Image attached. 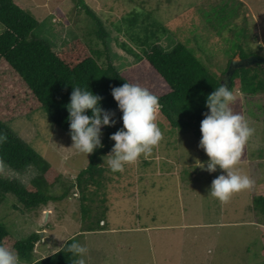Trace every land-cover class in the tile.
Segmentation results:
<instances>
[{"label":"rangeland","instance_id":"rangeland-1","mask_svg":"<svg viewBox=\"0 0 264 264\" xmlns=\"http://www.w3.org/2000/svg\"><path fill=\"white\" fill-rule=\"evenodd\" d=\"M73 1L18 0L22 9L39 22L37 31L45 26L49 28L52 20L60 43L79 36L86 43L95 41L91 45L106 50L95 35L91 37L95 29L91 18L81 12L72 14L76 7ZM238 1L243 2V6ZM83 2L104 20L110 33L111 62L122 70L135 66L136 61L142 60L145 52L155 46L151 40L157 41L142 28L136 32V23L129 26L135 21L130 15L152 13L170 32L159 44L161 47L171 51L177 43L185 42L204 64L220 74L228 65V43L224 42L226 35L210 29L206 17L209 11L226 4L231 8L238 5L239 25L243 26L246 17L250 35L257 38L254 42L262 51L251 57L264 58V0ZM59 11L65 12L69 20L60 19ZM141 22L139 20L138 24ZM111 23L118 25V30H134L131 35L141 36L142 42L136 43L132 54L118 45L125 37ZM3 33L4 26L0 23V35ZM103 61L106 63L107 59ZM236 61L240 68V56ZM154 85L156 95L161 96V92L167 90ZM234 96L230 105L233 112L243 116L255 129L236 166L254 182L250 189L233 194L226 203L208 195L212 181L226 173L219 166L214 173L198 167L200 162L206 166L209 161L199 147L200 141L191 131L183 132L165 124L158 109L156 123L162 131V140L150 154L125 165L122 172L107 171V180L96 185L99 191L96 199H91L89 193L90 205L84 206L82 211L79 191H74V195L60 186L50 191L49 205L29 212L15 209L10 196L2 201L0 223L12 234L10 241H24L39 233L41 241L34 252L37 261L54 255L69 240L77 238L88 249L86 264H264V216L255 203L264 195V93L247 97L236 91ZM28 118L14 120L8 125L9 129L21 141L34 144L38 153L62 174L63 181L75 182L78 174L88 168L91 154L86 156L72 148L71 137L56 127L43 110ZM37 175L34 166L19 174L0 161L2 179H15L29 186ZM59 188L69 196L54 201ZM101 219L107 227L98 225ZM92 222L98 225L96 232H88Z\"/></svg>","mask_w":264,"mask_h":264},{"label":"trees","instance_id":"trees-1","mask_svg":"<svg viewBox=\"0 0 264 264\" xmlns=\"http://www.w3.org/2000/svg\"><path fill=\"white\" fill-rule=\"evenodd\" d=\"M73 2L76 7L72 14L81 12L91 18L95 25L91 37L95 35L97 42L105 44L106 50L91 45L95 41L86 43L79 36L70 42L62 40L60 43L52 20L49 21V28L45 26V29L37 31L39 22L34 15L22 9L18 0H0V23L4 26V33L0 35V161L19 174L30 166H34L38 172L29 186H24L15 179L0 178V204L10 196L15 203L13 207L19 212H29L49 205L52 201L50 191L56 186L65 187L66 192L72 191L74 195V191H79L81 211L84 206L90 205L87 197L89 193L91 199H96L95 195L99 194L95 189L96 185L105 182V173L111 171L107 166L106 156L110 154L115 142L109 137L123 127L122 112L111 94L114 87L131 83L147 88L153 94L156 88L154 83L162 89L167 88L161 92V96L154 94L159 98V110L164 123L183 132L191 131L199 141L202 138L201 122L205 113L209 112L205 106L206 98L221 83L226 82L233 94L239 91L247 97H253L264 93V64L257 63L249 68L234 65L232 75L228 76L227 73L237 56L246 60L262 51L254 42L257 38L250 35L247 29L246 17L243 19V26L239 25L238 5L234 8L229 4L220 6V9L214 8L206 17L210 29L217 34L226 35L224 42L228 43V65L218 74L204 64L185 42L177 43L171 51L161 47L159 44L170 32L152 13L131 14L130 17L136 22L132 20L129 26L136 23V32L139 33L140 28L147 31L156 38L157 41L151 40L155 46L148 49L144 58L136 61L135 66L126 70L119 69L110 59V33L104 20L90 10L83 0ZM237 3L243 6V2ZM62 8L63 6L60 10ZM65 15V12L62 14L59 11L57 16L68 21ZM139 20H142L141 25L138 24ZM122 22H125L123 18ZM111 24L118 32L123 33L125 38L118 45L126 53L130 54L136 43L142 42L140 35H131L134 30H118V25ZM104 58L107 59L106 63ZM77 86L88 88L102 97L101 108L115 113L113 119L116 123L113 127L102 128L103 147L91 154L88 168L81 171L73 182L70 179L63 181L62 174L38 153L34 144L21 141L8 125L16 119L29 120V116L43 110L56 127L71 137L66 106L70 103L73 87ZM86 114L91 116V111ZM61 188L55 190L58 197L53 198L54 201H62L69 196ZM255 203L264 216V195H260ZM92 208L94 212L93 204ZM101 223H104L103 226ZM96 225V222H92L88 232H96L98 225L107 227L104 219L100 220L97 227ZM11 235L0 223V244L14 249L21 264H73L76 259L67 249L72 242L78 241L77 238L69 240L54 255L37 261L34 252L41 241L40 234L35 233L24 241L16 242L10 241Z\"/></svg>","mask_w":264,"mask_h":264},{"label":"clouds","instance_id":"clouds-1","mask_svg":"<svg viewBox=\"0 0 264 264\" xmlns=\"http://www.w3.org/2000/svg\"><path fill=\"white\" fill-rule=\"evenodd\" d=\"M111 94L122 112L123 127L109 137L115 143L106 162L112 172H122L125 165L150 154L162 140V131L156 123L159 98L147 88L131 83L114 87ZM101 99L88 88L77 86L73 87L70 103L66 106L72 148L86 156L103 147L102 128L113 127L116 123L113 119L115 113L101 108ZM234 100L229 85L221 83L207 96L205 106L209 112L205 113L200 125L202 138L199 147L209 161L206 166L199 161L201 166L198 167L214 173L219 166L226 173L212 181L208 194L224 203L233 194L250 189L254 183L248 175L236 169L255 129L243 116L233 112L230 105ZM89 110L91 116L86 114ZM67 250L76 257L73 264H86L88 249L85 246L75 241ZM0 264H21V260L14 249L0 244Z\"/></svg>","mask_w":264,"mask_h":264},{"label":"water","instance_id":"water-1","mask_svg":"<svg viewBox=\"0 0 264 264\" xmlns=\"http://www.w3.org/2000/svg\"><path fill=\"white\" fill-rule=\"evenodd\" d=\"M240 62H241L240 67L249 68L250 66H253V65L257 64V63L264 64V59H260V58H257V57H250V58H248L246 60H241ZM234 65H236L238 67L236 60L230 66V69L228 71V76L232 75V70H233V66Z\"/></svg>","mask_w":264,"mask_h":264},{"label":"crops","instance_id":"crops-1","mask_svg":"<svg viewBox=\"0 0 264 264\" xmlns=\"http://www.w3.org/2000/svg\"><path fill=\"white\" fill-rule=\"evenodd\" d=\"M103 226V225H102Z\"/></svg>","mask_w":264,"mask_h":264}]
</instances>
